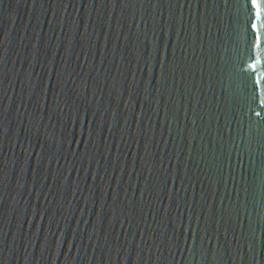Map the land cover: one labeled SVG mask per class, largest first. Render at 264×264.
I'll return each mask as SVG.
<instances>
[{
  "label": "water",
  "instance_id": "95a60500",
  "mask_svg": "<svg viewBox=\"0 0 264 264\" xmlns=\"http://www.w3.org/2000/svg\"><path fill=\"white\" fill-rule=\"evenodd\" d=\"M256 11L0 0V264H264Z\"/></svg>",
  "mask_w": 264,
  "mask_h": 264
},
{
  "label": "snow or ice",
  "instance_id": "6c2138e0",
  "mask_svg": "<svg viewBox=\"0 0 264 264\" xmlns=\"http://www.w3.org/2000/svg\"><path fill=\"white\" fill-rule=\"evenodd\" d=\"M251 4L253 6V8H255L256 11V18L259 19L260 17V0H251ZM253 27H255V24L253 25ZM260 61L259 59L256 60V64H259ZM256 64H253L252 67L255 68Z\"/></svg>",
  "mask_w": 264,
  "mask_h": 264
}]
</instances>
